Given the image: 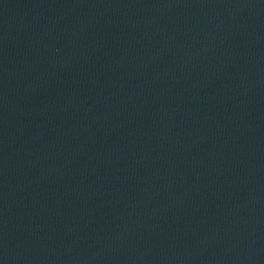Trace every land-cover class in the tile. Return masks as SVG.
<instances>
[{"label":"water","instance_id":"1","mask_svg":"<svg viewBox=\"0 0 264 264\" xmlns=\"http://www.w3.org/2000/svg\"><path fill=\"white\" fill-rule=\"evenodd\" d=\"M0 264H264V0H0Z\"/></svg>","mask_w":264,"mask_h":264}]
</instances>
